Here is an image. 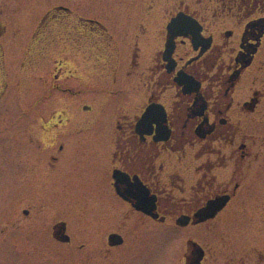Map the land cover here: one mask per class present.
Returning a JSON list of instances; mask_svg holds the SVG:
<instances>
[{"label":"flooded vegetation","instance_id":"1","mask_svg":"<svg viewBox=\"0 0 264 264\" xmlns=\"http://www.w3.org/2000/svg\"><path fill=\"white\" fill-rule=\"evenodd\" d=\"M94 2L45 14L26 42L68 53L88 88L8 107L0 264H264V0ZM56 90L95 93L83 109L104 126ZM84 138L92 195L69 180Z\"/></svg>","mask_w":264,"mask_h":264},{"label":"rangeland","instance_id":"2","mask_svg":"<svg viewBox=\"0 0 264 264\" xmlns=\"http://www.w3.org/2000/svg\"><path fill=\"white\" fill-rule=\"evenodd\" d=\"M106 3V0H104ZM59 6L68 7L70 9L79 8L82 11L103 12L106 9L104 2H94V0H0V136H12V129L9 126L8 107L16 101L18 106L23 108L24 104L34 103V100L40 99L43 92H50L51 84L61 87V89L74 87L76 90L83 91L88 88V83L84 81L74 80V65L68 60L67 64L60 61L63 57H68V53L57 52L52 50L47 60L42 59L40 50L33 52L27 48L26 42L30 40L31 35L36 31L41 19L45 14H56ZM47 56V57H48ZM54 95L52 103L65 106L71 111H77L79 117H92L99 114L94 110L86 111L84 105H91L95 101V93L86 91L78 95L63 94L62 90ZM45 103V102H44ZM42 103L41 105H43ZM51 103V101L47 102ZM19 108H17V111ZM98 110V109H97ZM100 115V114H99ZM101 122L99 126H104L105 117L100 115ZM100 121V120H99ZM23 121L17 123L16 128L23 125ZM97 131L92 130L89 134H95ZM252 132L256 134L258 139H264V127L254 128ZM262 137V138H259ZM264 141V140H263ZM88 138L77 140V151L81 162L77 163L76 168L70 170L69 180H75V183L81 187L77 188L79 195H92L90 187H88V178L92 171L87 166L91 158L92 151L88 144ZM264 143V142H263ZM7 146H9L7 144ZM6 145L0 144V153L7 152ZM36 145H33V152L36 151ZM264 152V149L262 150ZM80 190V191H79ZM85 193V194H84ZM264 197V193H262ZM262 201V198H261ZM251 228L255 227L257 246L264 244V222L255 218ZM260 240V241H259ZM162 241L158 240L157 242ZM161 243V242H159ZM38 258L44 262L45 258L50 264H56V256H41ZM45 257V258H44ZM25 257L20 258L18 264L25 262Z\"/></svg>","mask_w":264,"mask_h":264}]
</instances>
